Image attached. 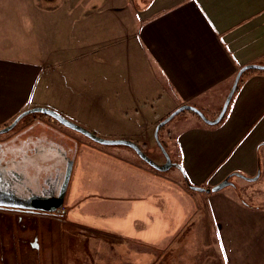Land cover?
<instances>
[{"label": "crops", "instance_id": "1", "mask_svg": "<svg viewBox=\"0 0 264 264\" xmlns=\"http://www.w3.org/2000/svg\"><path fill=\"white\" fill-rule=\"evenodd\" d=\"M95 2L80 0L72 6L78 21L70 24L66 17L57 22L49 16L47 56L35 61L0 56V127L25 109L47 105L93 131L106 130L154 150L155 139L148 136L161 119L183 104L215 118L237 71L246 64L264 65V0H113L94 6ZM64 6L65 12L70 5ZM89 7L96 9H83ZM57 25L64 31L56 32ZM45 65H49L48 99L37 101L38 95L45 94L41 87L35 94ZM85 113L96 122L82 118ZM49 118L53 124L37 117L26 121L15 135L32 141L35 133L42 138L48 134L50 144L59 141L67 148L73 136ZM121 120L128 122L121 124ZM172 121L181 151L177 163L182 168L176 166L180 172L175 175L182 180L185 174L189 183L209 188L232 175L230 179L237 188L245 186L246 194L250 181L264 183V70L241 74L217 124L206 123L190 110L181 111ZM5 141L0 140V150L16 145L10 141L4 146ZM114 151L130 154L115 148L105 153L113 157L110 161L99 158V152L83 156L81 197L91 191L110 195L111 207L91 209L100 215H117L123 226L132 212L143 210L145 229L152 218L148 199L153 186H169L153 178L159 174L136 165L134 159L113 155ZM234 173L257 177L248 180ZM183 184L186 188L185 180ZM227 186L230 192H206L224 262L264 264V204H245L233 196L234 186ZM138 197L143 200L135 203ZM257 197L261 196L251 193L248 198ZM176 212L169 209L165 215H172V220ZM2 227L0 264H37L35 227L12 226L15 241L8 237L11 229ZM112 254L113 264H121L120 255ZM133 257L130 254L122 261L140 264Z\"/></svg>", "mask_w": 264, "mask_h": 264}, {"label": "rangeland", "instance_id": "2", "mask_svg": "<svg viewBox=\"0 0 264 264\" xmlns=\"http://www.w3.org/2000/svg\"><path fill=\"white\" fill-rule=\"evenodd\" d=\"M79 1L0 0V56L31 61L47 56V23L49 16L52 21L55 19L57 22L62 21L66 17L68 20L65 21L68 24L78 21V18L72 16L71 10L75 9L72 6H75ZM89 1H96L94 6H97L101 2L107 1L111 3L113 0ZM66 2L70 6L64 12L63 9ZM83 9L85 11H93L96 8L89 7ZM59 25L62 26L63 24ZM62 29V27L57 25L55 31L63 32L64 29ZM69 29L71 28L69 27ZM56 32L54 33L56 34ZM58 43H63V40L61 42L57 41L55 44ZM52 45L54 46V44ZM39 52L41 53L40 55L38 54ZM48 72L49 65H45L39 76L35 94L39 93V87L42 89L46 88ZM87 79L91 81L89 75ZM37 97V101L47 100L48 93H46V89L44 95H38ZM41 107L51 108L47 105H42ZM59 113L65 116L62 112ZM34 117L40 119L41 122L53 124V122L49 121L50 118L47 115L40 112L25 115L12 129L0 133V140H8L5 141L4 146L11 143L10 141L16 144L12 149L0 150V154L6 155V158L9 160V166L18 168V171L15 170L16 172L25 174L26 169L32 171L29 181L33 189L37 188L35 181H37L39 176L42 173L50 172L51 166L47 163L49 153L53 157L56 154L60 158H64L67 155L69 161L71 160L69 164L68 184L67 182L64 183L61 188V192L62 194L65 193V197L62 200V205L54 210L38 209L48 212V214L19 211L12 208L8 210L0 209V241L2 240L1 234L4 236L2 226L11 229L8 231V237L13 241L16 240V235L12 230V226H23L25 229L35 227V262L37 264H113L114 261L110 259L113 256L112 253L120 255L121 264H128L127 261L123 262L122 258L130 257V254L135 256L133 257L134 260L140 264H225L218 239V232L211 216L209 195L205 191H198L189 187H186V189L182 177L180 178V175H175V173L178 174L180 172L176 166H172L166 171H158L143 161L132 148L125 145L98 143L58 123L56 120L55 126L57 128H62L69 136H73L71 145L66 148L53 144V147L49 148V146L40 142L37 144L38 148L35 157L37 163L35 166L30 155L27 153L33 143L22 141L15 135L26 121ZM82 118H86L90 123L96 122L95 117L87 113ZM71 121L74 122L75 120L71 119ZM126 122L128 120H121V124H126ZM173 122L170 119L160 127L158 139L166 153L170 156L171 161L177 163L180 161L179 155L181 151H178L176 134L171 129ZM75 123L81 125L77 121ZM83 127L101 138H119L106 134V130H94V132L88 127ZM148 137L151 140L155 139L154 129L152 135ZM84 142L88 144V147H86ZM138 145L157 164L165 162V156L157 142L154 145V150H147L142 144ZM71 146L75 148L76 153L74 156H72L73 149ZM115 148H122L130 154L114 151L113 155H120L127 161L136 160V165L141 166L140 164H142L153 173L159 174L153 176V178L162 179V182H167L169 186L167 187L165 184L161 185V183L158 186H153L148 199L151 206L152 218L151 223L145 229L141 226L144 222L143 210L132 212L126 218L127 223L123 226L121 221H117V215L114 216L111 213L100 215L94 209H91L98 206L111 207L114 199L110 195L104 196L99 192L91 191L86 198L81 197L80 190L83 189L82 185L85 181H82V178L84 180V174L81 172L79 165L83 160V156L90 152H99V158L110 161L113 157L105 153H109L110 150ZM61 164L63 165V161ZM180 169L182 170L181 165ZM229 180L231 182L230 185H233L235 188V190L233 188V196H237L238 200L245 204L249 201L264 204V198H262L264 195L263 180L250 181L247 194L245 186L237 188L238 185H235L232 179L229 178ZM93 181L96 182V179ZM220 190L230 192L232 189L230 186H227ZM61 192L59 196H61ZM251 193L253 196L260 195L261 197L248 198ZM248 194L250 195L248 196ZM35 197H38V195L35 194ZM140 200L143 199L138 197L135 203H138ZM169 209L172 213L177 211L174 213L177 214L176 218L170 220L173 216L165 215ZM135 219L139 222L135 221ZM118 228L121 229V233L117 230ZM30 241V237L26 238L27 244Z\"/></svg>", "mask_w": 264, "mask_h": 264}, {"label": "water", "instance_id": "3", "mask_svg": "<svg viewBox=\"0 0 264 264\" xmlns=\"http://www.w3.org/2000/svg\"><path fill=\"white\" fill-rule=\"evenodd\" d=\"M248 69H262L264 70V65H260V64H246L243 65L236 73L233 83L231 85V88L223 102V105L219 111V113L217 114V116L213 119H208L204 116V114L197 109L194 106L188 105V104H183L180 105L178 108H176L175 110H173L170 114H168L165 118H163L162 120H160L155 128H154V137L155 140L158 144V146L160 147V149L162 150L164 156H165V162L163 164H157L155 161H153L148 155H146L142 149L140 148V146L129 139H124V138H118V139H106V138H101L97 135H95L94 133H92L91 131H89L88 129L84 128L83 126L67 119L66 117H64L62 114H60L59 112L50 109V108H46V107H41V106H35V107H31L28 109H25L23 111H21L19 114H17V116H15V118L6 126L0 128V133H4L7 132L8 130L12 129L16 123L25 115L30 114V113H34V112H40L43 113L51 118H53L54 120H56L57 122H59L60 124L69 127L83 135H85L86 137L90 138L91 140H94L98 143L101 144H108V145H125L128 146L130 148H132L135 153L145 162H147L149 165H151L154 169L158 170V171H166L168 170L170 167L172 166H177L178 168H180V164L178 163H174L171 161L170 156L166 153V151L164 150V148L162 147L159 139H158V131L160 129V127L165 124L167 121H169L170 119H172L175 115H177L178 113H180L183 110H190L193 111L194 113H196L197 115H199L206 123L208 124H216L218 123L224 116L226 109L229 105V102L231 100V97L233 95V93L235 92V89L238 85L239 79L241 74ZM70 163H68L67 165V169L65 172V177H64V183H66L68 181L69 178V172H70ZM234 175L236 176H240L242 178L248 179V180H254L257 176L254 177H246L243 176L241 174L238 173H234ZM232 175L227 176L226 178H224L222 181H220L219 183L209 187V188H205V187H201V186H197V185H192L190 183H188V186L191 189L194 190H198V191H205V192H214V191H218L220 189H222L223 187L231 184L229 178ZM62 194V192H61ZM38 199V200H43L45 199V197L42 196H38V197H29L28 199ZM59 198H62L61 196ZM27 199V200H28ZM26 201V200H24ZM62 205V199H60L56 205H54L52 208H49L47 205H45L44 203H28V202H23L21 201V197H16L15 195H9L8 200L6 199H0V206H10V207H23V208H28V209H35V207L37 209H51L54 210L57 207H60Z\"/></svg>", "mask_w": 264, "mask_h": 264}, {"label": "flooded vegetation", "instance_id": "4", "mask_svg": "<svg viewBox=\"0 0 264 264\" xmlns=\"http://www.w3.org/2000/svg\"><path fill=\"white\" fill-rule=\"evenodd\" d=\"M59 123V122H58ZM48 134L44 135V137H40L39 134L35 133V137L33 138L32 142L33 145L30 146L27 153L30 155L33 163L36 166L37 160L35 159L37 153V144L40 142L45 144L47 141ZM29 139H26L25 142H28ZM48 142V141H47ZM49 143V142H48ZM56 144V143H55ZM58 145H61L60 142H57ZM46 145V144H45ZM53 144L46 145L49 148H52ZM66 147L65 145H61ZM69 146H67L68 148ZM72 151L73 155H75V148L73 146ZM47 148V149H49ZM68 150V149H67ZM66 150V151H67ZM48 151V150H46ZM67 154V153H66ZM55 156H51L49 153V158L47 159V163L50 168V172L42 173L35 183L37 184V188L33 189L31 183L29 181V177L32 175V171L30 169H26L25 174H21L18 171L17 167L9 166V160L4 157H0V199L8 200L9 195H15L16 197H21V201L28 202V203H44L49 208L56 204L60 199L64 200L65 193L61 194L62 198H59V194L61 192V188L64 185V177L65 172L67 169L68 163H70L69 158L67 155L64 158L58 157L56 154ZM63 161V165L61 164ZM19 166V165H18ZM16 170V171H15ZM68 184V182H67ZM35 194L38 196L45 197L43 200H38L35 198L28 199L29 197H35ZM28 199V200H27ZM26 200V201H24ZM12 208L13 210L19 211H27V212H35V213H47L41 210H38L36 207L35 209H28L23 207H10V206H0V209L8 210Z\"/></svg>", "mask_w": 264, "mask_h": 264}, {"label": "trees", "instance_id": "5", "mask_svg": "<svg viewBox=\"0 0 264 264\" xmlns=\"http://www.w3.org/2000/svg\"><path fill=\"white\" fill-rule=\"evenodd\" d=\"M184 180H185V185H186L187 187H189L188 184H187V183H188V180H187L185 174H184ZM189 188H190V187H189Z\"/></svg>", "mask_w": 264, "mask_h": 264}]
</instances>
